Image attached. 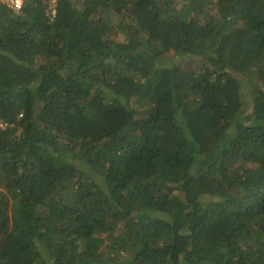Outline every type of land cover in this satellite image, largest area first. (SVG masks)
I'll use <instances>...</instances> for the list:
<instances>
[{"label":"trees","instance_id":"trees-1","mask_svg":"<svg viewBox=\"0 0 264 264\" xmlns=\"http://www.w3.org/2000/svg\"><path fill=\"white\" fill-rule=\"evenodd\" d=\"M0 189V264H264V0L0 2Z\"/></svg>","mask_w":264,"mask_h":264},{"label":"rangeland","instance_id":"rangeland-1","mask_svg":"<svg viewBox=\"0 0 264 264\" xmlns=\"http://www.w3.org/2000/svg\"><path fill=\"white\" fill-rule=\"evenodd\" d=\"M114 18V17H113ZM178 61H180V60H189V58L188 57H186V56H180V57H177L176 58ZM199 64H198V61H196L195 59H192V62H191V66L192 67H197ZM247 93L248 92H244V95L245 96H243V99H244V102H246L247 101V97H248V95H247ZM248 103V102H247ZM246 103V104H247ZM245 104V105H246ZM1 190V189H0ZM201 199L202 200H204L205 199V197L204 196H202L201 197ZM1 200H3L4 202H5V205H4V207L10 212V213H13V209H14V206H13V204H15V200H13V198H10V197H8L6 194H4V193H2L1 191H0V202H1ZM197 200H199V198H197ZM205 201V200H204Z\"/></svg>","mask_w":264,"mask_h":264},{"label":"built area","instance_id":"built-area-1","mask_svg":"<svg viewBox=\"0 0 264 264\" xmlns=\"http://www.w3.org/2000/svg\"><path fill=\"white\" fill-rule=\"evenodd\" d=\"M24 1L25 0H22L21 6L19 8H17V6H16V0H0L1 3L6 4L7 6H9L14 11H19L21 9V7L23 6ZM50 2L52 3V2H54V0H50Z\"/></svg>","mask_w":264,"mask_h":264},{"label":"clouds","instance_id":"clouds-1","mask_svg":"<svg viewBox=\"0 0 264 264\" xmlns=\"http://www.w3.org/2000/svg\"><path fill=\"white\" fill-rule=\"evenodd\" d=\"M22 4V0H16V6L19 8Z\"/></svg>","mask_w":264,"mask_h":264}]
</instances>
